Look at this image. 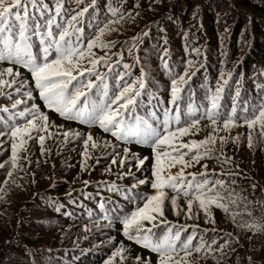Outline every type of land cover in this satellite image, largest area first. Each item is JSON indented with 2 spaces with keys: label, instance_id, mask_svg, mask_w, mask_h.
<instances>
[{
  "label": "snow or ice",
  "instance_id": "obj_1",
  "mask_svg": "<svg viewBox=\"0 0 264 264\" xmlns=\"http://www.w3.org/2000/svg\"><path fill=\"white\" fill-rule=\"evenodd\" d=\"M73 3L75 8L71 6ZM158 6L156 0H149V10ZM135 7L139 8V5ZM101 10L104 11L103 18ZM139 15V11L133 16L131 10H124L123 0H104L102 7L97 0H87L86 4L85 0H0V152L9 151L8 158L0 162V169L5 170L0 181L4 187H0V192H6L8 187H23L26 191L38 183V176L51 180V174L45 175L43 170V165L48 163L46 153L50 158V150L45 148L46 139L55 136L58 139L62 137L64 143H82L81 172L90 168L85 163V159L91 158L89 148L95 150L99 147L101 156L109 165L120 166L119 179L123 181L128 177L131 183L125 186L105 181L97 185L117 199L97 193L100 211L99 214L91 210L87 212L89 223L83 226L85 232L92 230L89 224L99 231L111 229L118 223L121 225L118 231L124 239L156 254L155 264H191L189 258L192 254L202 252L204 259L211 258L215 264H222L236 255L237 246H241L239 236L233 237L228 233L223 242L218 243L215 237L206 241L200 234L197 240L198 225L192 226L189 233L186 225L172 224L165 217V202H170L174 214L186 215L188 219L192 218L196 203L197 213L202 210L206 222L212 205L229 211V205L222 202L224 196L221 195L227 188L225 181L210 177H239L242 174L241 166L223 149L229 142L233 146L245 144L252 149L256 125L258 142L264 144V83H255V79L264 77V71L254 78L256 95L246 93L247 98H242L241 80L232 70L225 71L223 67L227 63L225 53L215 84L207 77L201 82L203 95L197 103L196 91L190 88V83L199 70L196 66L199 60L185 59L182 64L170 62L168 41L163 39L159 57L169 78L168 98L164 100L158 87H148L151 81L138 55L137 46L141 37L148 35L150 26L125 40L121 50L111 55L109 51L117 41L102 39L118 33L125 22L134 23ZM86 30L88 35H85ZM184 36L187 37V32ZM94 48L109 51L97 57L92 51ZM125 50L133 64L123 63ZM189 51L200 56L199 49L189 50L186 45L185 52ZM121 65L124 71H116ZM137 65L140 66L139 76L133 78L130 70ZM181 68L182 71H178ZM22 69L30 74V80L22 74ZM226 90L230 107L225 103ZM182 93H186V99ZM43 109L88 129L98 127L115 142L94 139L90 131L82 133L69 129L61 132V126L48 123V114ZM202 120L209 122V134L200 141L180 142V137L194 134ZM243 126L248 129L246 136L241 133L231 135L233 128ZM221 131L226 135H219ZM217 140L218 148L215 146ZM29 141L39 145V157L35 160L28 150ZM133 145L150 149L151 160L132 151ZM206 159H215L221 167H231L232 171L210 172L207 164L202 163ZM126 162L127 172L123 170ZM145 162L149 163L148 167H144ZM96 163H100L99 157ZM133 164L141 174L139 177L131 171ZM196 164H200L202 171L186 175L185 169ZM177 166L179 170L175 174L167 171ZM110 171V167L104 168L105 173ZM20 173L21 183H17ZM82 183L87 187L89 181L83 180ZM250 183L253 189L257 187ZM55 186L54 183L49 184L51 189ZM141 186L150 188L154 194L142 191ZM33 195L39 196L40 193ZM67 195L71 197V193ZM181 196L185 200L186 211H182L178 204ZM5 198L0 196V201ZM227 198L233 206L249 203L246 196L232 190L227 192ZM126 205H131V208H126ZM44 207L65 216L71 215L62 212L64 205L57 198H48ZM246 215L251 219L237 224V228L245 233L264 234V216L257 219L251 212ZM101 221L106 223L101 224ZM247 239L251 243L252 236ZM4 243L0 264H21L10 257L5 259L12 239H5ZM107 243L112 250L103 264H153L149 256H133L123 240L116 242L109 236ZM21 251L33 258L26 259L23 264H36V253L27 247ZM253 253L257 259L246 254L242 258L244 264H264V247L259 252L253 249Z\"/></svg>",
  "mask_w": 264,
  "mask_h": 264
},
{
  "label": "trees",
  "instance_id": "obj_2",
  "mask_svg": "<svg viewBox=\"0 0 264 264\" xmlns=\"http://www.w3.org/2000/svg\"><path fill=\"white\" fill-rule=\"evenodd\" d=\"M86 3L87 0H85ZM97 3L102 7L104 0H97ZM148 3L149 0H123L124 10H131L133 16L139 11L140 15L136 17L134 23L125 22L118 33L102 37L105 41H117V44L110 51L92 49L97 57L103 56L105 51H109V55L119 52L120 46L125 40H130L150 26L147 29L148 35L141 37L137 46L138 55L151 81L148 87L152 88L153 85L158 87L162 99L167 100L169 86L168 75L161 67L159 57L163 39L168 41L170 62L182 64L185 59L199 60L196 65L199 70L190 83V88L196 91L197 103L200 102L203 95L200 90L201 82L207 77L208 81L215 84L218 72L222 67L220 61L225 59V53L227 54V63L223 67L225 71L232 70L235 77L241 80L242 98H247L246 93H251L252 96L256 95L253 81L254 78L259 77L261 71H264V0H156V5L159 6L154 7V10H149ZM135 5H139V8H136ZM71 6L76 7L74 3ZM103 15L104 11L101 10V18ZM226 29L227 32H225ZM185 32H187V37L184 36ZM85 35H88L87 30ZM186 45L189 50L199 49L200 56L197 57L196 53L191 51L186 53ZM123 56V63L133 64V59L128 56L126 50L123 52ZM115 59L116 57H113V60ZM116 71H124L122 65ZM130 71L133 78L138 77L140 66L137 65ZM178 71H182V68ZM21 72L25 78L30 80L29 73L23 69ZM255 83H264V77L255 79ZM182 95H185V99L187 98L186 93H182ZM225 103L230 107L227 90ZM43 111L48 114V123L61 126L59 128L61 132L69 129L82 133L90 131L94 139H107L115 142L114 138L103 133L98 127L88 129L87 126L80 125L78 122L65 121L47 109H43ZM208 124L207 120H202L198 130L194 134L190 133L180 137V142L188 143L191 140L204 139L211 131ZM50 131H55V129H50ZM237 133L246 136L248 129L246 126L233 128L231 135L235 136ZM219 135L223 136L226 133L221 131ZM258 141V125H256L253 130L254 146L252 149H248L245 144L233 146L231 142L224 147V153L232 156L234 162L241 166L242 174L239 177L231 175L210 177L212 180L223 179L225 181L227 188L221 195L224 196L222 202L229 205L228 212L212 205L208 222H206L203 211L197 213L198 205L196 203L193 205L192 218L188 219L186 215L177 216L174 214L170 202H165V217L172 224L186 225L189 233L192 231V226L198 225L197 240L200 234L204 235L206 241L215 237L218 243H222L228 233H231L233 237L239 236L241 246H237L236 255L222 264H233V261H237V264H244L242 258L246 254H251L254 259H257L253 249L259 252L264 247V234L254 235L252 232L245 233L237 228V224L251 219L246 215L248 212H251L252 216L257 219L264 216V194H262V189H264V144ZM215 146L219 147L218 140ZM45 148L50 150V158L46 153L45 158L48 159V163L43 165V170L45 175L51 174V180L38 176V183L28 187L26 191L23 187L20 189L8 187L6 192H0V196L6 197L0 201V252L5 248V239H12L5 259L10 257L21 264L26 259H33L30 256H25L21 251L27 247L31 252L36 253V264H103V260L112 250V246L107 243V238L112 236L116 242L123 240L133 256L136 254L149 256L155 264L156 254L124 239L118 231L121 228L118 223L114 224L111 229L102 228L99 231L89 224L92 230L90 232L83 230V226L89 223L87 212L91 210L94 214H99L100 197L97 196L98 192L100 196L106 198L111 196L113 199H117L114 194L108 193L102 186L97 187L98 184L114 181L127 186L131 183L128 177H125L123 181L119 179L120 166L118 164L109 165L101 156L99 147L95 150L89 148L88 153L91 158L85 159V163L90 168L88 171L81 172V153L84 151L82 143H64L62 137L58 139L54 136L51 139H46ZM28 150L32 154L33 160L39 157V145L35 141H29ZM132 151L141 156H148L149 161L151 160L150 149L144 146L133 145ZM58 152L59 155H57ZM121 155H123L122 152ZM8 156V150L0 152V162L6 160ZM98 157L100 158L99 164L96 163ZM202 163L207 164L210 172L215 170L216 173H230L232 171L231 167H221L215 159H206ZM53 165H55L54 171ZM148 166L149 163L145 162L144 167ZM105 167H110L111 171L105 173ZM123 170L127 172V162ZM178 170L177 166L167 171L175 174ZM131 171L137 177L141 175L137 172L134 164ZM201 171L200 164H196L186 168L185 174ZM4 175L5 170L0 169V181L3 180ZM20 175L22 173L17 175V183H21ZM83 180L89 181L87 187L83 185ZM249 181L255 183L257 187L253 189ZM50 183L56 185L55 189L49 188ZM0 187L4 186L0 184ZM141 190L154 194L153 190L146 186H141ZM229 190L242 193L247 197L249 203L233 206L227 198ZM36 192L40 195L34 197L33 193ZM68 193H71L70 198ZM170 195L171 193H169ZM48 198H57L64 205L62 212L71 215L65 216L55 213L51 209L45 210L44 206ZM178 204L182 211H186L185 200L182 196L179 198ZM126 208H131V205H126ZM234 215L235 221L233 220ZM104 223L106 222L101 221V224ZM213 228L216 229L215 232L212 231ZM248 236H252L251 243L247 239ZM195 242L194 240L193 243ZM189 259L191 264H215L211 258L204 259L203 252L193 253Z\"/></svg>",
  "mask_w": 264,
  "mask_h": 264
}]
</instances>
